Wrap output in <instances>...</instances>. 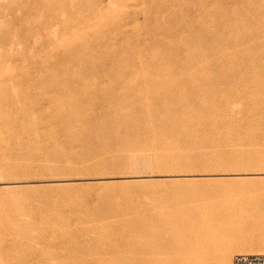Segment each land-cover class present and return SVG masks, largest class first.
<instances>
[{"label": "rangeland", "instance_id": "374dc122", "mask_svg": "<svg viewBox=\"0 0 264 264\" xmlns=\"http://www.w3.org/2000/svg\"><path fill=\"white\" fill-rule=\"evenodd\" d=\"M17 1L0 0L1 36L13 41L25 2L37 29L57 28L59 102L45 101L33 161L21 143L0 145V181L4 194L45 204L49 264H181L195 247L153 254L138 226L176 210L175 223H188L187 206L209 215L193 219L200 227L214 219L211 248L246 230L255 237L241 241L264 242V222L248 224L264 201V0ZM241 170L263 174H232ZM15 228L1 241L7 263L23 248Z\"/></svg>", "mask_w": 264, "mask_h": 264}, {"label": "bare ground", "instance_id": "6f19581e", "mask_svg": "<svg viewBox=\"0 0 264 264\" xmlns=\"http://www.w3.org/2000/svg\"><path fill=\"white\" fill-rule=\"evenodd\" d=\"M6 2L11 6H15L18 4L17 0H6ZM22 4L24 5L25 11L21 14L20 27L17 31L15 30L13 41L10 44L8 43L6 44L5 39L3 38V36H1L0 33V55L2 54L4 55L5 52L6 60L7 59L11 60L9 64L4 63L5 58L4 59L2 58V60H0V145L2 144L10 145L14 142L21 143L20 147L22 148V151L23 150L25 151L26 158L33 161L39 155L41 150V147L38 146L39 142L38 144L36 143L38 138L36 135V133L38 132H36V130L39 127V125L44 121L43 118L44 115L49 113V110L44 109L45 101H48L49 104L53 105L57 100V99L55 100L52 93V90L55 89L54 84H56V73H57L55 71V65L57 63L55 57L56 56L55 42L57 40V30H56L57 28H55L54 26H47V29L44 31L37 29L36 26L32 23L30 12L27 10V6H29V3L25 2ZM7 74L10 75L9 85L5 82L6 81L5 76ZM9 98L11 99V102L9 101ZM57 102L59 101L57 100ZM67 105H68V109L70 110L67 111V114H69L70 112H74L73 109L74 102L71 103V106H69L68 103ZM57 114L59 113L57 112ZM59 115H61V113ZM64 121L65 119L62 122ZM67 121L68 120H66L65 122L67 123ZM131 153L132 152H130V154ZM1 155L2 154L0 148V158L2 157ZM143 156L144 159L142 160L144 161L142 165L143 166L148 165L147 161L145 160L146 155ZM131 162L133 164H137L139 162L138 157H134ZM240 169H244V168H240ZM32 170H33L32 163L31 162H29L28 164L26 163V171L23 172L30 173ZM230 170L233 171L232 169ZM244 171L245 170L234 171L232 172V174H234L236 177L237 176L243 177V175L245 176L250 175L251 177L253 176L259 177V175L263 174L261 173L262 171L261 172H254V171L244 172ZM173 174L175 173L173 172ZM165 177L171 178L173 177V175L172 174L165 175ZM72 178L74 177H71L70 179ZM74 179H72V181ZM5 184H6L5 181H0V264H49V262H51L52 260V254L46 248L47 245H49V243H51L52 240L56 238V233H54L55 230H52L51 228L52 226L49 223V219H50L49 211L47 210L45 204L40 199V197L35 194L36 192L35 193L26 192V194L22 196V198H19L16 195H15L16 197L9 194L7 195V193L6 194L3 193V189L4 187H8L9 185L7 184L5 185ZM11 193L14 192L12 191ZM28 204H32V207L28 208ZM33 205L35 207H33ZM190 207L187 206V208L186 207L185 209L183 208L186 211V215L188 217V219L186 220H188V223L189 220L191 221L190 223H192L193 219H195L197 216L199 217L205 216L204 215L205 212L201 213L200 216L199 213L201 210H199V213L197 214V212L192 210ZM178 211L180 210L173 211L171 215L169 214L166 217H164V214H162L164 218L163 219L161 218L162 215L161 217L159 216L161 218L159 220H157L159 217H157V219L155 218L157 221L153 220L152 225L149 224L148 220H146L147 218L144 219L146 223L145 221H142L143 219L141 220L143 223H139L138 226L139 231L145 237L150 238L151 240L150 241L151 243L148 246V248L153 252V254L157 252H161V250H163L162 248L165 247H170L172 249L173 248L176 249V247H178L179 249V246L189 247L190 245L195 247L194 254L184 255L180 257L179 263L181 264H193L194 263L193 261H195L197 258H199V260L198 262L197 260L195 261L196 264H212L210 262H207V260L209 258H212L213 253H216L217 255L215 264H233V259L231 261V255L233 252H237L235 254L238 253L264 254V242H243L244 236H251L253 238L255 237L254 233L248 232L247 230L246 232L237 231L238 234L236 235L238 239H236L235 241H234V234L233 236H229V237H224L225 235L222 234L223 237L221 236V238L218 237L217 239L215 238L216 236L213 235L214 238L216 239V242L214 244L215 247L212 246L211 248L210 244H208V242L210 243V241L207 242L206 237L213 229L210 228L215 226L214 219L210 221L207 220L209 215L205 216L207 217L206 219L207 222L206 220H204V222L209 223L207 224L208 227L205 225L204 227L203 225H201L202 227H200V223L195 221L197 218H199L197 217L194 220L195 224L192 223L193 226L191 227L187 225L188 223L186 221L185 222L187 224L183 221V219L185 218H178V220H176V223L177 221L179 222V220L182 219L180 223L183 222V224H181L182 225L181 226L179 223H177L180 225V227H176L177 225H175L176 223L173 220L174 218L172 217L173 215H176V213L178 214ZM215 212H217V210ZM12 213L17 214L18 216V222L16 221L15 224H12L11 222V220H13ZM180 213L181 212H179V214ZM212 213H213L212 215L218 214V212L217 213L212 212ZM236 213L239 214V212ZM249 214L251 215V218L249 219L248 224H251V226L253 224L256 225L257 223H263L264 201L258 204V206L254 210H252L251 213ZM238 216L240 218L242 215L239 214ZM204 222L201 224H204ZM196 223L197 224L199 223L198 225L199 228L197 226H194L196 225ZM241 223L238 225H241ZM15 226L17 228V229L15 228L17 230L16 232L18 233L19 236V245H21L23 248L20 251V255L15 254L14 257H17L16 255H18L17 260L12 259L13 261L7 263V258L5 257L6 254H4L3 250L1 249V241L4 238V235H6L5 228L9 227L12 229ZM217 229H218L217 227L216 229L214 228V231ZM212 233L214 234V232ZM165 235L166 238L163 240V237ZM260 235L262 234L260 233ZM205 245L207 246L209 245V246L206 248ZM213 247L217 248L216 251L213 250L214 249Z\"/></svg>", "mask_w": 264, "mask_h": 264}, {"label": "built area", "instance_id": "2783aa9c", "mask_svg": "<svg viewBox=\"0 0 264 264\" xmlns=\"http://www.w3.org/2000/svg\"><path fill=\"white\" fill-rule=\"evenodd\" d=\"M233 264H264V254L238 253L234 255Z\"/></svg>", "mask_w": 264, "mask_h": 264}]
</instances>
